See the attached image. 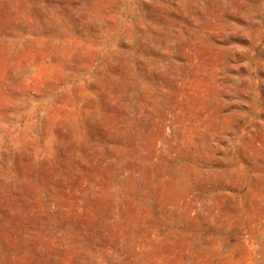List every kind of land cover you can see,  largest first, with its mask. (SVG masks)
<instances>
[{"label":"rangeland","instance_id":"1","mask_svg":"<svg viewBox=\"0 0 264 264\" xmlns=\"http://www.w3.org/2000/svg\"><path fill=\"white\" fill-rule=\"evenodd\" d=\"M0 264H264V0H0Z\"/></svg>","mask_w":264,"mask_h":264}]
</instances>
